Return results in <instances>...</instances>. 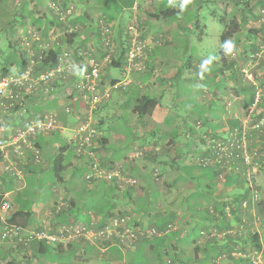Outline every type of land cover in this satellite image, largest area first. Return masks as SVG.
Segmentation results:
<instances>
[{
	"label": "crops",
	"instance_id": "1",
	"mask_svg": "<svg viewBox=\"0 0 264 264\" xmlns=\"http://www.w3.org/2000/svg\"><path fill=\"white\" fill-rule=\"evenodd\" d=\"M96 1L97 3H95ZM104 1L107 0H88V2H83V6L86 8L84 14L87 28L97 30L93 26L95 20L99 21V18L101 20L105 15L101 14L102 10H99L101 13L95 14L96 8L94 5L99 4L102 9ZM162 2L163 0H128L120 15L117 18H111V22L121 29L124 20L127 18L147 19L149 17V20H145V22H149V26L154 28L153 34L155 37L152 39L159 40L152 44L153 46L149 57L150 70L143 74L137 73L129 84L124 87H118L115 91L113 90L114 92L117 91L116 96L113 93L115 98L112 95L101 106L99 110V122L101 125H98L103 132L101 141L103 142L104 149L103 151L101 147L99 149L102 152L101 156L106 161V166L119 161H125L129 165L132 175L138 179L139 183L141 182L143 194L148 199L144 201L141 207L142 210L147 209V207H152L151 201L154 200V197H158L161 200L162 188L163 192L169 195L172 193L175 194L176 191H179V194H183L184 192H181L182 190H188V193L186 195L184 194V197L188 200L192 199L191 205H189L192 211L189 207V214L185 212L179 214L173 207V204H175L173 201L167 200L168 202H166L165 200L166 205L163 206L166 210L165 216L173 214V222L177 223L176 230L181 233V236L177 239L171 237V248L173 249L171 254L179 253L181 250L185 252L186 259H189L185 264H205L199 261L203 257L202 249L213 242L220 244L222 246L221 248L225 244L231 243L233 249L230 252V257L232 258V263L230 264H242L243 261L250 259L249 257L257 250L261 252V257L263 256L262 259L264 261V222L256 225L253 218L254 213H259L262 210L264 198L261 201H257L251 196L250 200L243 202V205L247 206V208H241L238 205L239 208L238 210L235 208V211L232 210L234 208L231 209L230 205H227L226 209L228 210V214L226 219L222 217V213L220 214L221 207L223 208L227 203H231L233 206L236 203L237 197L243 192L248 191L246 183L240 176L246 166L242 164L240 166L241 168L239 167L237 169L240 170L238 171L240 175L236 173L231 178L233 181L228 183L229 175H232L229 174L230 170L227 172V176L221 180L218 174L208 169L206 170L202 166L203 163L199 162V160L210 153L208 149L213 145V141H218L220 138L234 131L230 121L235 120L239 116L236 114L234 118L228 117L227 119L225 117L227 112L231 114L232 111H230L225 101H223V94L219 90V94L217 92L216 94L219 95L220 102L217 103L213 97L208 102H200V97L206 95L205 84L208 80H202L204 85H196V83H200L201 80L199 78L202 79V76H189L184 73L185 69H183L186 66H192L190 63V59L192 58L190 57L194 56L187 55L185 58L189 62L187 63L182 56L174 57V54L173 56L171 55V52H174L173 50L175 49L185 50V45L190 44L186 40L188 34L191 33L190 30H195L197 27L198 31H194L193 33L196 39H192L191 46H195L198 50L201 49L202 52L206 51L202 45L204 41L210 40V35L218 40L215 44L219 48V52L227 49L224 45H228L226 42H228L229 38H232L230 41L234 45H237L239 41V28L241 26L248 27L242 37V43H245V37L248 34L257 35L260 32L259 27L253 25L256 21H260L262 27H264L260 15L258 13L256 15L252 13L256 5L260 6L264 4V0H194L188 10L185 7L182 10L180 4H177L174 8L172 4L161 6ZM147 3L152 4L150 12L143 9ZM203 3L215 4L214 6L217 9L220 7L221 10L224 9L223 11H227L225 19L230 25L232 18L230 20L227 18L231 17L229 15L234 12L237 23L233 29L236 31L230 34L227 40L222 39V34L226 31H224V28L219 32V37L217 38L215 35L217 36L218 33H213L210 30L209 22L215 25L213 24V20L218 18L217 15H212V20L210 21L206 20L204 23L199 21L201 10H204L202 7ZM230 3L235 6H232ZM197 5H200V7L197 8ZM161 7L170 8L169 13L171 12L172 14L170 16H165L162 13L158 14V12H162ZM173 9L176 11L173 12ZM189 10H195L197 12L192 15L188 12ZM208 15L210 14L208 13ZM22 19H25V14L22 15ZM48 21V18L44 17L39 20V23L41 24L43 22L46 27ZM17 27L18 25L16 29L19 30L20 28ZM249 29H253V31H249ZM84 34L87 38L86 42L84 36L82 38L76 37L73 39V42L86 47L85 44H89L88 41L91 40V35L88 36L86 31H84ZM128 36L132 39V35L129 34ZM250 39L254 41L253 38ZM91 41L97 43L95 40ZM95 51L97 53L96 57L100 61L108 53V50L101 48ZM199 55L201 58L197 59L199 64H201L206 58L200 52ZM11 66L12 70H9L8 73H19L24 69V66H22L18 58ZM113 68L116 67H112V69H107L106 67V70H103L102 76L105 82L107 81V75L105 76V73L112 77V79H115L116 76L118 77V74L113 72ZM178 75L182 78V83L179 87H183L186 90L190 89L193 94L192 101L189 102L188 106L180 108L176 106L175 101H172L173 84L170 83V81L179 77ZM80 76L81 70L73 66L71 68V75L67 79V81L72 83L70 94L65 97V100L60 101L57 106L53 107V111L56 112L64 128L42 132L37 136V144L40 149V161H35L30 156L28 157L27 163L24 164L20 162L19 158H15L16 162H20L19 165L22 166V176H12L3 172L2 166L0 165V194H5V197L12 203L10 216L20 208H23L25 212L31 213L30 222L26 225L28 228H45L52 232H59L62 228L78 222L84 224L90 222L93 213L101 219L102 216L96 213L95 208L90 206L91 197L96 198L99 193L107 196L108 204L104 208L111 209L107 215L117 208H123L125 201L122 198H127L126 196L132 199L130 202L131 205L137 204V201H134L137 196L135 194L139 188L137 186L122 190L113 183L105 180L90 183L85 178L87 171L86 161L83 158H79L74 151V147L67 142L68 136L72 134L71 128L84 119L86 111L85 103L82 99L78 98L77 90L74 88ZM149 78L151 79L149 80ZM208 79L210 78L208 77ZM67 81L65 82L67 83ZM65 82L62 81L59 84ZM148 86H151V88H147ZM148 94L159 97L160 102L155 107L152 115L140 117L136 110L138 97L139 95L146 96ZM25 100L26 97L24 100H20L18 105L12 109L5 110L4 108H0V137L15 134L26 121L32 120L30 117L38 115L44 110H48V108L41 104L42 101L30 103L27 100V102H24ZM71 104L74 106V110L72 113H68L65 108ZM30 105L33 106L32 110L29 108ZM36 106L39 109H36ZM168 115L177 116L172 125L165 122V118ZM204 115H209L210 121L208 123L204 122ZM173 129L177 131V137L174 141H172L169 135V131ZM228 137H232L231 134ZM150 146L151 149L145 153L148 154L151 152V158L129 159L138 149H148ZM144 161L149 162L150 168H147L143 164ZM153 166L161 172L160 181L156 180L152 175V171H154ZM216 169L217 171L226 170V168L222 169L219 165L216 166ZM234 171L236 170L233 168ZM256 179L258 181L256 186L264 194V177L256 176ZM220 181L222 184H220ZM251 193L254 195L253 189H251ZM248 194L251 195L248 192L247 196ZM153 195L155 196L151 199ZM18 196H21L23 204L17 201ZM208 199L210 200L208 201ZM110 203L111 206L109 207ZM180 203L182 207L187 204L185 198ZM212 204L217 207L215 216H218L213 221L203 216L205 208L212 206ZM236 205L234 204V206ZM158 208L160 209V206ZM227 210L224 207L222 212ZM154 214H157V212ZM154 214H149V220L152 218L155 219ZM244 220H246L245 223L243 222ZM222 222L226 224L228 230L234 231V228H236L237 234L240 231L238 228L239 225L244 223L243 235L238 236L230 232L225 239H221L223 241L216 240L217 238H210L207 235L209 230L214 225ZM255 227L258 233L260 247H257L254 243L255 240L250 237ZM195 228L200 229L198 231H192ZM143 240H139L134 247L126 249L127 251L118 245H113L107 249V252L101 251L96 245L90 242L83 240L72 241L70 244H64L69 249L75 247L77 251L73 259L69 262H58L57 247L51 246L52 248H56V250L49 251L47 245L42 240H34L28 246H21L14 241L0 240V260L2 264L12 260H16L15 264H35L38 260L53 264H88L89 261H97V264H131V262H134V264H142L141 260L143 257L153 259L156 255L155 251L150 250L151 248L147 246L144 254L139 257L135 256ZM179 240L181 244H179ZM115 248H118L122 254H119ZM168 255H170L169 252L163 258H167ZM223 255L219 256V258H222ZM64 256L68 257L67 255Z\"/></svg>",
	"mask_w": 264,
	"mask_h": 264
},
{
	"label": "rangeland",
	"instance_id": "2",
	"mask_svg": "<svg viewBox=\"0 0 264 264\" xmlns=\"http://www.w3.org/2000/svg\"><path fill=\"white\" fill-rule=\"evenodd\" d=\"M90 1V0H89ZM92 1V0H91ZM83 2H88V0H0V72L3 71V69L5 71H9L12 70V66L10 67L11 64H14V61L19 58L18 55L14 56L12 55V44L15 46L16 44L21 45L20 49H23L24 51H26L30 58L32 57V55L39 51V50H43L46 51L48 47H56V46H61L62 49H64L63 51H66L68 56V60L66 58L67 61L71 62L72 64L75 65V67L79 68L81 70V72L84 70V65L83 63H85V60L87 58L88 55L92 54L96 57L97 53L95 50H100L104 49V50H108L107 55L105 56V58L100 61L102 66V72L103 70L107 69H112V65L110 64L111 60H112V56L114 54H117L118 51V46H119V37H122L124 40L127 39V33L128 35H136V40L137 41H141V46H142V54L140 55V58L138 59L137 62V68L135 66L132 67L130 73H126L125 70V65H124V69H120V68H113V72L118 74V77L116 76L115 79H118L119 81L123 80L124 77L127 74V80L125 81V84L122 83V85L120 87L126 86L127 84H129L134 78V75H136L137 73L139 74H143L144 72H148L150 70L149 68V57H150V53H151V48H152V44L156 43L157 40L159 39H152L154 36V28L149 26V22H145V20H149L147 17L146 18H135V19H126L123 22V26L121 29H119V27L117 25H114L111 22L110 18H105L104 16L101 18H99V21L95 20V24H93V26L95 27L94 29L97 30H92L87 28V23L86 20L83 19L82 15L84 14V12L86 11V8L83 6ZM97 3V1L95 2ZM231 4V3H230ZM215 4H206L203 3L202 7H203V11L201 10V15L199 17V21H201L202 23H204L206 20L210 21L211 16H218L217 19H214V23L215 25H212L211 22H209L210 25V30L214 33L217 34V36L215 35V37H219V32L222 31V29L224 28L225 30L229 29V24L222 20L223 18H226V13L227 11H223L220 9H217L216 6H214ZM232 6H235L234 4H231ZM28 6L32 12V16L28 15L25 17V19H22L21 17V11H22V7H24V9H28ZM96 8V12L95 14H99L101 13L99 10H101V7L99 4L94 5ZM166 6V5H164ZM152 7L151 3H147L144 6V10L147 12H150ZM200 7V5H197V8ZM237 8V7H236ZM194 9V8H191ZM237 10V9H236ZM193 11V12H192ZM24 12V11H22ZM190 14H194L195 10H189L188 11ZM208 13L210 15H208ZM254 15L257 14L256 11L253 10L252 12ZM102 14V13H101ZM234 14V12H233ZM103 15V14H102ZM33 16L37 19H43L48 18V23L46 25V27H44V23L41 22H34L33 21ZM44 16V17H42ZM80 18V20H75V18ZM210 18V19H208ZM232 17H228L227 19L230 20ZM16 20V24L18 25L17 28H20L19 30L16 29L17 31H14V34L10 31V28H7L6 26H9L13 20ZM226 20V19H225ZM262 22L264 24V18L262 19ZM226 23V24H225ZM259 24V25H258ZM6 25V26H5ZM253 25H257L259 27L260 32L255 35V34H248L247 37H245V43H242V37L244 36L243 34L245 33V31H247V26H241L239 28V41L237 43V45H234V43H232L229 38L228 42H226L228 45H224V47H226L227 49L225 52V55L219 56V48L216 46L215 42L218 41L216 39L213 38L212 35H210V40H206L204 41V44L202 45V47H205L206 51H201L198 50L197 48L192 47L191 46V41L192 39H196L195 35L193 34L194 31L197 32L198 31V27L194 30H190V34H188V37L186 40H188L190 42V44L185 45V50H173L174 52H171L172 56L174 54V57H178V56H182L183 59H185L187 57V55H193L194 57H190L192 59H190V63L192 66H186L184 73L188 74L189 76H193V77H200L202 76V79L199 78L201 81L200 83H196V85H204V83H202V80L206 79L209 81V83L205 84V90H206V95L204 97H200V102H208V100L213 97L214 100L218 102H220L219 99V92L218 90L223 94V101H225V104L229 107L230 111H232L231 114H229V112L226 113V118H234V116L237 114L240 118V124L239 126H237L235 129L239 128L241 131L240 133L243 135L244 134V140L245 143L244 147H241V149L239 148H235L234 150V154L235 157L233 158V160L235 161V163L237 162V164L234 166L233 165V160L229 161L228 165H224V166H228L225 167L226 170L222 171V174H224V177H221L219 174V177L221 178V180L223 178L226 177V173L229 172V170L231 169H239V167L243 164L246 166V175H247V179H246V184L247 186L250 188V182H252L253 187L256 188L258 190V195L257 197H255L253 195V197L257 200V201H261L264 198V194H262V191L256 186L257 184V177H264V133L259 131L258 129L254 128V124L256 123L257 119L262 117L264 115V85L261 83V78L263 76L264 73V64H263V59H264V27H262L261 22L260 21H256ZM91 26V25H90ZM133 27L132 29H130V27ZM89 27V25H88ZM118 27V28H117ZM85 28H87L85 30ZM108 28L107 33L108 34H104L103 35V29ZM152 29V30H151ZM84 31L87 32V35L90 36L91 40H95L97 43H93L91 40H89V44L86 43L84 47L82 45H79L75 42L68 44L65 39L66 34H73V32L75 33L73 37V39H75L76 37L82 38L83 36L85 37ZM185 32V31H184ZM189 32V31H187ZM201 32V30H200ZM99 33V34H98ZM71 36V35H70ZM233 37V36H232ZM18 38V39H16ZM133 38V37H132ZM250 38H253L254 41H251ZM85 42L87 41V38H84ZM151 40V41H150ZM221 40V39H219ZM29 41V44H26V42ZM46 41H49L50 45H46L44 48V44ZM131 42L133 41L132 39L130 40ZM250 43H249V42ZM153 42V43H152ZM254 42L259 43V48L255 49L253 48V46H251ZM44 43V44H43ZM181 43V42H180ZM241 43V44H240ZM249 43V44H248ZM57 44V45H56ZM27 49H25V48ZM18 51L21 53L22 51L18 49ZM199 52L202 54V56H205L206 60H204L201 64H199L198 59L201 58V56L199 55ZM198 58V59H197ZM13 60V61H12ZM188 62L187 59H185ZM230 60H235L233 67H230ZM225 61H228L229 64L228 66H226L223 70V68L221 69V65H223L222 63H224ZM11 62V64H10ZM32 62V59H31ZM31 62L29 64L28 67L30 68H34L33 71L36 73L38 71L35 70V66L33 67V65H31ZM10 64V65H8ZM199 64V65H197ZM6 65V66H3ZM77 65V66H76ZM3 66V67H1ZM9 67V68H8ZM73 67V66H72ZM27 68V67H26ZM237 69L238 71V76L239 79L235 84H238V87L243 86L244 81H243V77L239 74H245V77H247V79L249 81L254 82V84L256 85V89L259 87L260 89H262V94H261V99L259 101V103L255 106L252 107V104L247 106L245 104V98L247 97V94H243V93H236L235 90L232 88V82L229 81L228 76L230 74H233L234 69ZM37 69V68H36ZM140 69V70H139ZM133 70V71H132ZM4 72V71H3ZM244 72V73H243ZM107 77V83H112V81L110 82V80H113L112 77H110L108 74H104ZM179 77L175 78L174 80L170 81L171 84H173L172 89H173V95H172V101H175L176 106L180 107H184V106H188L189 102L192 101L193 98V94L191 92L190 89L186 90L183 89V87H179L180 84L182 83V78L180 75H178ZM208 77L210 79H208ZM151 78H149L150 80ZM67 81L64 80V82ZM219 82H224L225 87L223 88H217L213 85V83H219ZM155 85V84H153ZM56 89H53V94L48 95L42 102L41 104H43V106H45L46 108H48L49 110H53V107L57 106L60 101L65 100V97L70 94V90L72 87V83H70L69 81H67V83H63V84H57L55 85ZM61 86V87H59ZM147 88H151V86H148ZM115 91V90H114ZM112 92V95L116 96V92ZM212 91V92H211ZM216 92L218 94H216ZM114 93V94H113ZM211 93V94H210ZM215 93V94H214ZM114 96V98H115ZM112 97V96H111ZM263 100V101H262ZM215 101V102H216ZM262 101V102H261ZM73 104V103H72ZM173 107V105H172ZM115 108V107H114ZM87 111V110H86ZM85 111V112H86ZM99 112L98 114H96V119H97V125H101L100 124V116H99ZM37 116V115H36ZM233 116V117H231ZM225 118V119H226ZM237 118V117H236ZM237 118V119H238ZM30 119H33V117H30ZM101 129V128H100ZM233 131V132H234ZM231 132V131H230ZM231 134V133H230ZM229 134V135H230ZM229 135H226L222 138H220L218 140V144L220 143L222 146L227 145V143L229 142ZM234 136V134H233ZM103 138V133L102 135L98 138V154H100V156L98 157V159L100 160L101 164L103 167L106 168H112V166H114L116 163L118 164H122L123 168L125 170V174L127 175V178H131L133 181V183L128 182L124 187L120 188L122 190H127L128 188L131 187H139L138 188V192L135 194L137 195L136 198L134 199V201H137L136 205H131V201L132 199L129 198L128 196H126L127 198H122L123 201H125V205L123 208L119 209H115V211L111 212L107 218L109 219L111 216H115V215H125V216H129L130 217V224L134 227V228H141L143 230H149L151 228H157V226L154 223V218H152L151 220H149V214H154L155 212L159 213L160 216H165L166 210L165 208H163V206L166 205V202L168 201H173L175 204H173L174 209H176L179 214H183L184 212L186 214H189V207L191 209V201L192 199H187L186 197H184V194L186 195L188 193V190H182L181 192H184L183 194H179V191H176L175 194H167L165 192H163V188L161 190V200H159L158 197H154L155 195L151 196V199L154 197V200L151 201V205L152 207L147 209L142 210V205L144 203L145 200L147 199V196H145L143 194V190H142V184L141 182H138V179L132 175L130 169H129V165L125 162V161H119L116 163H112V164H108V166H106V161L104 160V158H102L101 153L100 152V147L101 150L103 151L104 149V145L103 142L101 141V139ZM213 141V140H212ZM214 142V141H213ZM223 146V147H224ZM151 146L148 149H144V148H140L137 150V152H135L132 157H130L129 159L131 160H135V159H140V158H144V159H149L151 158L152 153L149 152L148 154H146L145 152H147V150H150ZM141 152V153H140ZM105 154V153H103ZM147 155V156H146ZM140 156V157H139ZM205 157H208L207 155ZM207 159V158H203L201 160H199L200 163H203V161ZM238 160V161H237ZM130 161V160H129ZM143 164H145V166L148 168H150L149 166V162L144 161ZM154 167V166H153ZM241 168V167H240ZM154 171H152V175L154 176V178L156 180H161V172L160 170H158L156 167L153 168ZM242 174V172H241ZM249 175V177H248ZM249 178V179H248ZM162 183V181H161ZM220 184L221 181H220ZM191 189V188H190ZM251 189V188H250ZM179 192V193H178ZM186 192V193H185ZM138 197V199H137ZM166 198V199H165ZM179 198V199H178ZM183 198H185L187 204L182 207L181 205V200H183ZM166 200V202H165ZM168 200V201H167ZM158 206H160V209L158 208ZM244 208H247V206L242 205ZM140 207V209H139ZM212 210L216 211V207L215 209L213 208V206H211ZM192 211V209H191ZM264 214V204L262 207V210H260V214L259 213H254L253 218L255 220V224H260L261 223V215ZM92 220L94 223V226L98 225L99 222L101 221V219H99V217L96 216L95 213L92 214ZM99 219V220H98ZM107 219V220H108ZM138 219V222H137ZM106 220V222H107ZM177 220V219H176ZM264 220V219H263ZM262 220V221H263ZM140 221V223H139ZM105 222V223H106ZM244 223L246 222V220L243 221ZM82 223V222H81ZM244 223H241L239 225V229L240 231L238 232V234H241L240 232L244 230ZM177 223H173L172 227L170 228H177ZM100 227V226H99ZM215 227H212L209 232H208V236L210 238H217L216 240L219 241H223L221 239H225V236L228 235L230 232L236 233L237 230L236 228H234V231H231L230 229H226V230H218V231H225L226 235L222 236H212V232L213 229ZM170 230V229H169ZM253 231H257L256 227L253 228ZM161 235H157V236H165L167 235L168 232L166 231H162V229H160ZM155 235H151L149 237L146 238H153ZM145 239V238H142ZM140 239V240H142ZM139 241V240H138ZM136 241V243L138 242ZM135 243V244H136ZM134 244V245H135ZM134 245L132 247H134ZM130 247V248H132ZM123 249H129L128 247H122ZM108 250H106L105 252H107ZM127 251V250H126ZM22 254V253H20ZM142 254H144V250L142 251ZM256 252H254L249 258L251 259L252 256H255ZM263 254V253H262ZM235 256V255H234ZM237 256V255H236ZM168 259H171V261H173L174 263L177 262L179 260H175L171 258V255L167 256ZM165 258V260L167 259ZM255 258V257H254ZM260 262L261 264L264 263L263 261V256L261 257L260 255ZM218 263L222 264H230L232 263V259L228 258V254H224L222 256V258H219L217 260ZM85 263V262H84ZM35 264H53V263H48V262H41V261H37ZM88 264H97V261H89ZM241 264V263H239ZM242 264H247V262H242ZM253 264V263H252Z\"/></svg>",
	"mask_w": 264,
	"mask_h": 264
},
{
	"label": "built area",
	"instance_id": "3",
	"mask_svg": "<svg viewBox=\"0 0 264 264\" xmlns=\"http://www.w3.org/2000/svg\"><path fill=\"white\" fill-rule=\"evenodd\" d=\"M261 12L264 18V7ZM132 28L131 26L130 29ZM107 31L108 28L103 29V34H108ZM136 35L132 36L133 41L127 53L126 73H130L133 66L137 68L138 59L142 54L141 41L136 40ZM26 44L30 45V42L27 41ZM46 45H50L49 41L45 42L44 48H46ZM51 48L48 47L46 51L41 50V53H48ZM67 56V52L63 51L61 61L57 65L40 72L35 73L34 68L27 67L19 73H0V108L12 109L27 95H40L38 99V102H40L48 95L53 94V89H56L54 82H62L68 79L71 75L72 66H75L67 61ZM31 65L35 66L34 60H32ZM83 65L84 70L81 72L74 88L77 90L78 98L85 103L87 111L84 119L71 128L72 134L68 136L67 142L74 147L76 155L86 161L88 168L85 178L90 183L105 180L113 183L116 187L122 188L128 182L133 183L134 180L127 178L122 164L116 163L112 168H106L102 166L98 159V138L103 132L97 125L95 110L101 102L110 99L113 90L120 87L122 83L125 84L128 77L126 74L121 81L115 83L105 82L102 76V64L92 54L87 56ZM261 94L262 89L258 87L255 90L252 107L259 103ZM73 110L74 106L72 104L66 106V112L72 113ZM63 128L64 125L60 122L56 112L48 109L39 113L36 118L26 121L15 134L0 137V165L3 172L12 176H22L23 170L22 166L19 165L20 162L26 164L30 156L35 161H40V149L37 144L38 134ZM254 128L264 133V115L257 119ZM240 131L239 128L235 129L231 133L232 137L229 138V144L223 145L224 147L220 143L218 144L216 160H220L224 156H230L234 153L236 147L239 149L244 147V134L242 135ZM15 158H19L20 162L17 163ZM204 162H207V159ZM220 176L224 177V174L221 173ZM250 188L253 189L254 196L257 197L258 190L253 187L252 182H250ZM5 196V194L2 195L0 203V240L9 239L25 246L30 245L34 240H45L52 245L70 244L72 241L83 240L96 245L101 251H106L113 245L130 248L142 238L161 235L160 230L156 228L149 230L134 228L129 222L130 217L125 215L111 216L103 226L98 228L94 226L93 221L90 225L78 222L62 228L59 232H52L45 228L23 227L9 221L12 203ZM225 233V231H218L214 228L211 235L224 237ZM255 252V256L251 258V264H261L258 262L260 261L261 252L258 250ZM166 262L167 264H176L168 258Z\"/></svg>",
	"mask_w": 264,
	"mask_h": 264
},
{
	"label": "trees",
	"instance_id": "4",
	"mask_svg": "<svg viewBox=\"0 0 264 264\" xmlns=\"http://www.w3.org/2000/svg\"><path fill=\"white\" fill-rule=\"evenodd\" d=\"M127 1L128 0H107V1H104L103 4H102V9H101L102 10V14L105 15L106 18H110V19L111 18H117L120 15L121 11L123 10L124 5H125V3ZM182 1L183 0H172V2L170 3V0H163V2L161 3V6H164V5L167 6V5L172 4V7L174 8L177 4H181ZM193 1L194 0H190V2L185 6L186 10L189 9V6L191 5V3ZM237 3H238V1H237ZM235 4H236V2H235ZM263 7H264V4H261L260 6L256 5L254 7V10L260 15V18H262V19H263V15H262L261 10H262ZM99 8H101V7H99ZM161 10H162V12H158V14L162 13L165 16H170L172 14L171 12L169 13L170 8L167 9V8L161 7ZM22 11H24V12H22ZM22 11H21V16L23 14H25V17H26V15L32 16V12H31L29 6H28V9H26V10L24 9V7H22ZM172 11L174 12L176 10L173 9ZM229 16L232 17V19L230 20L231 25L228 23L229 24V29L226 30L222 34V39L223 40H227L228 37H230V34L235 33V31H236L233 28L236 25L237 20H236L234 14H230ZM82 17H83V19H85V14H83ZM80 18L81 17L75 18V20H80ZM32 19H33L34 22H38L39 23V20H40L39 18L36 19L33 16ZM222 20L226 21L225 18H223V17H222ZM16 26H17L16 20L14 19L13 22L9 26H6V27L10 28V31L14 34V31L15 32L17 31L16 30ZM249 31H253V29H249ZM74 35H75L74 32H73V34H66L65 38H63V39H65V41L68 44H71V43H73V37L72 36H74ZM126 37H127L126 40H124L122 37L118 38L119 39L118 40L119 41L118 51H117V54H114L112 56V60L110 62V64L113 67L120 68L122 70L124 69V65L127 63V53L129 51L130 45H131V41H130L131 38L128 35ZM16 39H18V38H16ZM18 44H20V43H18ZM18 44H16L15 46L12 44V55H14V56L18 55V57H19L18 59L22 63V66H24L23 67L24 69L29 66V64L31 62V59L34 60L35 61V67L37 68V69L35 68V70L38 71V72L46 70V69H49V68H52L53 66L57 65L61 61L60 58H61V56L63 54V50H64V49H62L61 46L60 47L56 46L55 48L52 47L49 50L48 53H41V50H39V51L35 52L32 55V57L30 58L29 54L26 51L22 50L23 47H22V49H20L21 45H18ZM251 46H253V48H255V49H258L260 45H259V43L254 42ZM18 49L21 50L22 52L20 53L18 51ZM25 49H27V48H25ZM225 52H226L225 49L221 50L219 52V56L225 55ZM234 61L235 60H230V62H231L230 67H233ZM262 62L264 64V59H263ZM228 64H229V62L225 61L223 63V65H222L221 69L223 68V70H224V68L226 66H228ZM3 71H1L0 73L1 74L8 73V71H5L4 69H3ZM237 73H238V71L235 68L233 74H230L228 76V79H229L230 82H232V88L235 90L236 93H238V94H240V93L247 94V97L245 98V104L247 106H249L252 103H254L256 85L254 84V82L249 81L247 79V77H245V74L239 73L242 77L244 76L243 77V81H244L245 84H243V86H241V87H238V84H235V83L238 80L241 81L242 78L239 79V76H238ZM117 81H119V80L118 79H113L112 83H115ZM206 83H209V81H207ZM261 83L264 85V73H263V76L261 78ZM54 84L55 85L59 84V81H55ZM213 85L217 86L219 88L225 87L224 82L213 83ZM39 98H40V95H36V94L35 95H27L26 96V100L29 101L30 103L38 102ZM26 100L24 102H27ZM108 100H104L103 102H101L98 105V108L95 110L96 114H98V112L101 109V106L104 104V102H106ZM159 102H160L159 97L152 96L150 94H148L146 96L139 95L137 108H136L138 115L140 117L152 115L155 107L158 105ZM29 108L32 110L33 106L30 105ZM36 109H39V107L36 106ZM65 110H66V108H65ZM36 117H37L36 115L33 116V118H36ZM176 117L177 116H175V115L174 116L173 115H168L165 118V122L167 124H169V125H172L173 121L176 119ZM203 119H204L205 123H208L210 121L209 115H204ZM63 120H64V116H63ZM64 123H66V122L64 121ZM230 123H231V126L233 128H235V127L239 126L240 120L236 118L235 120L230 121ZM169 135L171 136L172 141H174L175 138L177 137V131L173 129L172 131H169ZM227 144H229V143H227ZM208 150L210 151V153L207 155L208 157H204V158H207V162H204L202 164V166L205 167L206 170L208 169V170H210L213 173L218 174V175H219V173L221 174L223 170L222 171H217L216 166L219 165L222 169H225V167H228V166H224V165H228L229 161L233 160V158L235 156V154L233 153L230 156H224V157L220 158V160H216L215 157H217L218 141L213 142V145L211 146V148L209 147ZM232 163H233L234 166L237 164V162L235 163L234 160H233ZM87 168H88V166H87ZM238 171H240V170H236L234 172H233V169L230 170L229 174H232V175H229L228 183H231L233 181V179H231V178H233V176H235L236 173L237 174L239 173V175H240V172H238ZM226 176H227V173H226ZM240 176H241L242 180L246 183V179H247L246 167L243 169V172H242V174ZM247 189H248V191L243 192L241 195H239L237 197L236 203H234V204H237L236 206H234V204L232 206L231 203H227L224 206L225 210H227L226 209L227 205H230L231 209L234 208V209H232L234 211L236 209L238 210V208H239L238 205H240V207L243 208V206H242L243 202L250 200L251 196L253 197V194L251 193V189L248 186H247ZM248 192L251 195L248 194V196H247ZM2 195L3 194H0V203H1ZM91 199L92 200L90 201V204H91L90 206L95 208L96 209L95 210L96 213H98V214H100L102 216L101 221L99 222V224L95 226V227L98 228L99 226L101 227V226H103L105 224L106 220L108 219L107 218V216H108L107 213H108V211H111V209L104 208L108 204V200H107V196L106 195L103 196V194L99 193L98 197L97 196H96V198L95 197H93V198L91 197ZM209 200L210 199H208V201ZM17 201L23 204L21 196H18ZM110 206H111V203L109 204V207ZM212 206L215 209L216 206L214 204H212ZM223 208L221 207L220 214L222 213V217L226 219L227 214H228L227 213L228 210L222 212ZM215 213H216V211L212 210L211 206H210V207H206L205 208V212H204L203 216H204V218H209V219H212L211 221H213L214 219H216V217H218V216H215ZM259 214H260V212H259ZM30 216H31L30 212H25V210L23 208H20V209H18L15 213H13L9 217V221L13 222L15 224H18L20 226L26 227V225L30 222ZM153 216L155 217L154 223L157 226L158 230L162 229V231H166L168 233L165 236H157V235H155L153 238H145L142 241V244H140V247L138 248L135 256L136 257L141 256L142 255V251L147 249V246H148V247L151 248L150 250L155 251L156 255L153 257V259H151L150 257L144 258L142 256L143 257L142 260H141L142 264H150V263H153V264H167L166 260L163 258L164 255L167 252L170 253L172 259L175 258V260H179L178 263L175 262L176 264H185V262H188L189 259H186V253L183 252L182 250L179 251V253L171 254L172 253L171 251H173V249L171 248L172 247L171 246V242H172V240H171L172 238L171 237H173L174 239H177V238H179V236H181V233L179 231H177L176 228L175 229L170 228V227H172V224L174 223L173 222L174 221L173 214L172 215L170 214V216H163L162 217V216H160L157 213V214H154ZM159 219H161V220H159ZM225 219H224V221H225ZM263 219H264V214L261 215V222H264ZM86 224L90 225L91 221L86 223ZM196 224H198V222H196ZM220 224H216L213 227H215L218 230H226L227 229V226H226L225 223L222 222ZM169 225H170V227H169ZM199 229L200 228H195V230L193 229L192 231H198ZM240 233L241 234H237V233H235V234H237L238 236L243 235L242 231ZM226 237H227V235L225 236V238ZM250 237H252L255 240L254 241L255 245L257 247H260L257 231H254L253 233H251ZM214 239H216V237ZM9 241H11V240H9ZM42 241H44V243L47 245L49 251H54V249L56 250V248H52V247H54V246L57 247L56 253L58 254V256H57V261L58 262L59 261L60 262H67V261L69 262L71 259H73V257L75 256V253L77 252L75 247H72V248L69 249V247H65L63 243L57 244V245H52V244L46 242L45 240H42ZM16 244H19L21 246L23 245L22 243H19V242H17ZM179 244H181L180 240H179ZM221 247L222 246L220 244H215L214 242L212 244L209 243L208 246L203 247V249H202V256L203 257L199 261H201V262H203L205 264H220V263L217 262V260H218L219 256H221V255H223L225 253L228 254V258H231L230 257V252L233 249L231 243L225 244L223 246V248H221ZM115 249H116V251L119 254L121 253V251L118 248H115ZM64 255H67L68 257H65ZM15 262H16V260H12V261H9V262H7L5 264H15ZM243 262H247V264H251V259H248L247 261H243ZM131 264H134V262H131Z\"/></svg>",
	"mask_w": 264,
	"mask_h": 264
},
{
	"label": "clouds",
	"instance_id": "5",
	"mask_svg": "<svg viewBox=\"0 0 264 264\" xmlns=\"http://www.w3.org/2000/svg\"><path fill=\"white\" fill-rule=\"evenodd\" d=\"M172 0H170V3ZM190 2V0H183V2L180 4V8L183 10V8Z\"/></svg>",
	"mask_w": 264,
	"mask_h": 264
}]
</instances>
